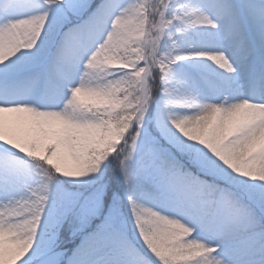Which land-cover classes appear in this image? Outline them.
I'll use <instances>...</instances> for the list:
<instances>
[{
  "label": "snow or ice",
  "instance_id": "1",
  "mask_svg": "<svg viewBox=\"0 0 264 264\" xmlns=\"http://www.w3.org/2000/svg\"><path fill=\"white\" fill-rule=\"evenodd\" d=\"M0 264H264V0H0Z\"/></svg>",
  "mask_w": 264,
  "mask_h": 264
}]
</instances>
